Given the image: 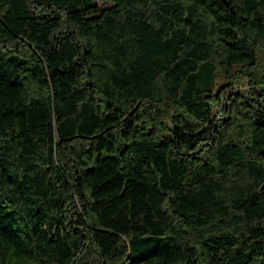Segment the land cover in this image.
I'll list each match as a JSON object with an SVG mask.
<instances>
[{
	"label": "trees",
	"instance_id": "obj_1",
	"mask_svg": "<svg viewBox=\"0 0 264 264\" xmlns=\"http://www.w3.org/2000/svg\"><path fill=\"white\" fill-rule=\"evenodd\" d=\"M104 1L0 0V264H264V0Z\"/></svg>",
	"mask_w": 264,
	"mask_h": 264
},
{
	"label": "rangeland",
	"instance_id": "obj_2",
	"mask_svg": "<svg viewBox=\"0 0 264 264\" xmlns=\"http://www.w3.org/2000/svg\"><path fill=\"white\" fill-rule=\"evenodd\" d=\"M96 3L101 7V8H105L107 6L110 5L109 2L104 1V0H96ZM225 91L218 89L217 94L219 95L216 101L217 105H220L221 103H223V101H225Z\"/></svg>",
	"mask_w": 264,
	"mask_h": 264
}]
</instances>
